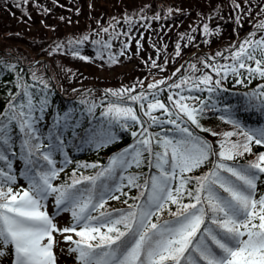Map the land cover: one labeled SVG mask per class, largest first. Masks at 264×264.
Masks as SVG:
<instances>
[{
    "label": "snow or ice",
    "instance_id": "6c2138e0",
    "mask_svg": "<svg viewBox=\"0 0 264 264\" xmlns=\"http://www.w3.org/2000/svg\"><path fill=\"white\" fill-rule=\"evenodd\" d=\"M22 2L27 4L29 0ZM232 3L240 8L236 0ZM261 14H264V6L257 15ZM152 19H160L159 14ZM241 19L237 16V24ZM126 22L132 23L128 17ZM254 29L235 50H231L230 57L222 52L215 54L225 60L230 59L231 63L219 64L215 57L210 58L213 63L201 61L204 68H210L218 79L213 80L212 75L193 64L190 65L191 70L202 71L201 76L183 77L179 83L169 84L168 88L182 92L187 87L189 91L213 94L222 89L221 81L229 74L237 77L236 84H242V69L247 72L249 82L255 77L264 78V35L256 38V32L264 33V19L257 21ZM101 31L108 33L109 30L101 28ZM203 34H213L207 23L203 24ZM88 39L85 35L74 43L82 44ZM187 39L191 42L194 37L187 36ZM95 43L104 49L110 48L108 42L98 40ZM136 43L139 45V41ZM127 47L125 44L124 48ZM180 49L178 43L176 56L181 54ZM59 50L58 45L54 51ZM72 54L81 60L89 59L75 48ZM109 60L117 62L111 55ZM249 62H254L255 66ZM152 65L158 66L155 61ZM177 72H180L179 68L173 76ZM32 79L44 85L41 91L48 88L47 82L37 77L35 72ZM165 83L163 80L149 83L147 88L157 91H141L135 95L132 94L135 87L106 89V94L116 98L101 112V116L109 118L108 127L92 130L86 142L103 147L114 141L117 136L111 127L115 123L123 130L139 126L131 131L133 144L113 156L107 166L78 165L100 170L93 176L81 174L78 178L74 170L71 182L62 185L53 184L63 168L58 169L52 157L54 152L63 151L64 130L69 129L75 136L76 125L70 122L68 114L58 118L53 126L56 132L50 134L49 144L42 151L41 144L34 143L40 137L36 135L38 129L34 127L32 113H43L48 106L47 97L41 98L38 105L34 104L29 85L18 84L26 103L11 105L9 111L0 115V161L7 160L6 152L11 142L9 127L15 122L23 133L22 146L27 166L24 175L29 180V189L22 194L14 193L11 187L5 191L2 185L13 182L15 177L0 168V256L8 254V249H11L13 264H57L54 249L64 243L67 248H61V252L74 256L76 264H264V192L258 191V182H264V151L256 153L255 158L246 163L238 162V158L253 152V144L264 147V127L245 131L238 121L231 118V110L226 109L221 119L228 117L225 122L233 124L238 131L222 133L224 139L218 141L219 150L214 151L212 145L194 135L189 126L190 122L191 126L203 132L217 135L200 123L208 107L207 102L199 96H184L181 92L170 91L167 96L172 105L170 108L158 98L159 91H162L158 86ZM140 84L142 86L143 81ZM257 89L246 95L250 99L264 97V84L257 85ZM126 100L138 103L147 121L142 120L136 110L125 103ZM17 107L21 109L18 113ZM96 107V103H90L88 113L92 114ZM260 107L264 109V99H260ZM157 111L166 119L154 115ZM165 124L174 126L168 132L174 131L175 136L149 131L154 125ZM233 136L242 139L231 140ZM37 154L41 159H33ZM212 157L216 158L212 159L208 171L198 176L191 175ZM64 162L69 161L65 158ZM145 162L156 172L150 173L143 185L137 183L139 177L135 174H121L118 181L115 179L117 169L123 173L133 165L139 168ZM7 167L11 168L10 162ZM102 177L105 179L101 180ZM84 182H87L86 186H82ZM124 188L140 189L139 195L132 197L135 202L129 204L125 199L126 209H106L108 200L128 196ZM50 196L55 197L56 212L52 215L42 204ZM185 198L188 203L184 202ZM170 205H175L176 210L171 211ZM165 211L169 219L161 218ZM60 213H70L67 226L59 227L54 222Z\"/></svg>",
    "mask_w": 264,
    "mask_h": 264
},
{
    "label": "rangeland",
    "instance_id": "374dc122",
    "mask_svg": "<svg viewBox=\"0 0 264 264\" xmlns=\"http://www.w3.org/2000/svg\"><path fill=\"white\" fill-rule=\"evenodd\" d=\"M236 3L240 8L232 0H29L27 4L22 0H0V47L21 52L27 63L43 61L65 94L75 95L95 87L104 90L135 87L137 91L157 80H172L178 75L179 72L173 76L178 68L186 76L200 75L202 71L193 72L190 65L205 69L201 63L203 53L222 51L224 44L237 42L257 21L264 19V14L257 15L264 0L247 3L236 0ZM157 14L160 19H152ZM237 16L242 18L239 24ZM205 23L213 33L210 36L203 34ZM101 28H108V33ZM194 28L196 32L192 31ZM85 35L89 37L87 41L74 43ZM187 36H193L194 40L190 42ZM73 37L75 40L70 44L67 38ZM98 40L108 42L110 48L95 43ZM178 43L181 54L176 56ZM58 45L60 50L54 51ZM73 48L89 59L74 56ZM109 55L117 62L111 63ZM152 61L158 66L153 67ZM33 118L38 131L49 122L44 113L38 112ZM15 131L9 129L11 137ZM20 164L21 159L17 158L13 166ZM11 188L22 194L29 189V183L25 176L18 175ZM54 201L51 196L42 201L50 215L56 212ZM70 219V213H60L54 222L64 227ZM61 248L66 249L67 244L54 249L57 264H76L74 256L61 252ZM13 259L9 249L8 254L0 256V264H13Z\"/></svg>",
    "mask_w": 264,
    "mask_h": 264
},
{
    "label": "trees",
    "instance_id": "16d2710c",
    "mask_svg": "<svg viewBox=\"0 0 264 264\" xmlns=\"http://www.w3.org/2000/svg\"><path fill=\"white\" fill-rule=\"evenodd\" d=\"M255 25V24H254ZM253 28L248 30L246 34L240 36V38L235 43L224 44L222 52L224 56L230 57L231 50H235L239 46V42L248 37L250 32L255 31ZM260 35H264V33L256 32V38H259ZM75 38H67V41H73ZM230 46L232 48L230 49ZM217 49L211 50L209 52L203 53L204 60L208 62H213L210 58L215 57V61L219 64H227L231 63V60H225L222 57H217L215 52ZM26 58L22 53L20 54L13 52L9 49H4L0 47V115L6 113L10 110L11 105H21L26 103L25 97L22 94L21 88L19 85L27 84L29 85V92L32 93L33 103L38 105V102L41 98L47 97L48 106L43 111L44 114L48 115L49 122L43 124L42 128L36 133L37 136L40 137L39 140L34 141V143L41 144V150H46V146L49 144V140L51 139V133L56 132V129L53 126L56 124L58 118L64 117L66 114L69 115L70 122L75 123L76 125V135L73 136L69 129L64 130V148L63 151H56L53 153V159L56 161V167L63 168V171L60 172L59 176L56 180L53 181L54 185H62L64 183H70L73 178V171H76V177L78 178L81 174L85 176H93L100 169L92 168V167H78V165L83 164H98L100 166H107L111 160V158L122 152L123 149L128 148L129 145L133 144L134 138L131 136V131L137 130L139 128L138 125H134L130 127L128 130H123L119 127L118 124L113 123L111 127V131L116 133L117 138L108 143L103 147H96L95 144L87 143V137L92 130H102L108 127V117L101 116V112L105 110L108 103L114 102L116 100L115 97H112L110 94H106L104 89L101 88H88L82 92L76 93L75 95L65 94L60 85L56 83L53 77L48 73L44 62H26ZM254 67V62H249ZM35 72L37 77L42 78L47 82L48 88L44 91L41 89L44 88V85L40 83L39 80L32 79V73ZM203 72H207L212 75L213 80L218 79L215 73L211 71L210 68L203 69ZM201 72L200 75H192V77H199L203 74ZM241 79L244 80L242 84H236L237 77L229 74L226 79L221 81L222 89L217 90L216 93L209 94L207 91L199 92V91H189L187 87H185L184 91L181 92L180 89H169L168 85L172 83H179L181 78L186 77V72L182 69L172 80L167 81L165 84L159 85L158 88L162 89L159 91L158 98L165 102L170 108L172 105L167 101V96L169 92H181V95L184 96H199L200 99L205 100L208 104V107L205 109L203 115L200 118V123L203 128L210 129L212 132L217 133L216 136H213L211 132H203L195 126H190V130L193 131L194 135L201 137L202 139L208 141L214 151L219 150L218 141L224 139L222 133L226 131H238L233 124L226 123L225 119H221L222 115H224L226 109H230L232 119H235L241 125V128L245 131L249 129H258L264 127V109L260 107V99H264L261 97L259 99H250L246 94L251 93L253 90H257V85L264 84V78L255 77L251 79L249 82L248 74L245 70H241ZM189 76V75H188ZM203 87V86H201ZM141 91L151 93L153 89H148L147 87H143L133 93V95L140 93ZM82 101H84L82 103ZM11 102V104H10ZM191 103V101H188ZM90 103H96L98 107L89 114L87 111L88 105ZM128 105L132 106L134 110H136L137 114L140 116L142 120L147 121V117L143 116V112L140 110V105L138 103H134L132 101H125ZM147 101H145L146 107ZM21 111L19 107L16 108V112ZM24 111H27L25 108ZM39 111H35L32 113V116L36 115ZM41 114V112H39ZM154 115L159 116L162 120L166 119V116L162 115L160 111L154 112ZM175 118V117H173ZM186 119V118H185ZM172 125H154L149 128V131L152 133H162L164 135H168L169 137L175 136L176 133L168 132L169 128H173ZM12 128L13 131L16 129L15 133L13 132L11 137V142L8 146L6 156V161H0V168H3L5 172L9 175H12L17 178L18 175L25 176L26 172V163L25 156L26 152L22 146L23 133L19 130L18 126L15 122H13L9 129ZM231 140L242 139L240 136H233L230 138ZM253 152L245 154L243 157L238 158L239 163H246L247 161L253 160L255 158V154L261 151H264V147L259 145H252ZM19 158L21 159V164L17 167H14V161ZM65 158L69 161L65 164ZM216 157L210 158L209 162L202 166L199 169L194 170L191 175L198 176L208 171L211 167L212 159ZM33 159H41L39 155H34ZM11 163V168L7 167L8 163ZM42 163H44L41 160ZM40 170V169H37ZM116 180L118 181L119 176L123 174L127 176L129 174L138 175L139 179L137 183L143 185L144 181L148 179L150 173H155V168H149L147 162H145L141 167H136L133 165L128 168L126 171L121 173L120 169L116 170ZM105 178H101L104 180ZM262 181H264V177H262ZM26 182L29 183V180L26 178ZM111 183V181H108ZM127 183V181H124ZM87 182H84L86 186ZM4 190L7 191L8 187L12 186V182L2 185ZM81 187V186H78ZM189 187H193V185H189ZM125 192H128V196H121L120 200H108L106 204V209L108 210H116V209H126L127 205L124 204V200L127 199L129 204L134 203L135 201L132 197H136L139 195L140 189L132 188L129 190L128 188H124ZM258 191L264 192V182H258ZM119 194V193H117ZM55 198L54 196H52ZM185 203H188V199L185 198ZM171 211L176 210L175 205L169 206ZM162 219H169L168 212L165 211L162 214ZM155 219V218H153ZM9 253V249H8Z\"/></svg>",
    "mask_w": 264,
    "mask_h": 264
}]
</instances>
